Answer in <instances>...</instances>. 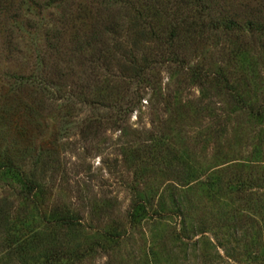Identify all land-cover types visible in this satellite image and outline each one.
<instances>
[{
  "label": "rangeland",
  "instance_id": "1",
  "mask_svg": "<svg viewBox=\"0 0 264 264\" xmlns=\"http://www.w3.org/2000/svg\"><path fill=\"white\" fill-rule=\"evenodd\" d=\"M0 264H264V0H0Z\"/></svg>",
  "mask_w": 264,
  "mask_h": 264
}]
</instances>
